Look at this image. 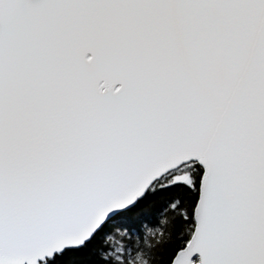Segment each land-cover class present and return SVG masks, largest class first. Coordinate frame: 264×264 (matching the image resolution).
I'll list each match as a JSON object with an SVG mask.
<instances>
[{"label":"snow or ice","instance_id":"obj_1","mask_svg":"<svg viewBox=\"0 0 264 264\" xmlns=\"http://www.w3.org/2000/svg\"><path fill=\"white\" fill-rule=\"evenodd\" d=\"M0 264H264V0H0Z\"/></svg>","mask_w":264,"mask_h":264}]
</instances>
